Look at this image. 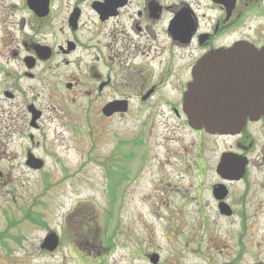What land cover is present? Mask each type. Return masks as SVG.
<instances>
[{
	"label": "flooded vegetation",
	"instance_id": "1",
	"mask_svg": "<svg viewBox=\"0 0 264 264\" xmlns=\"http://www.w3.org/2000/svg\"><path fill=\"white\" fill-rule=\"evenodd\" d=\"M246 48L261 56L243 55ZM219 53L230 54L214 55ZM205 61L210 88L206 98L197 95L196 104L208 103L212 123L233 130H195L183 111L188 84L201 75ZM262 62L264 0H0V123L6 138L17 134L20 115L39 131L44 118H51L47 112H57L50 98L40 96L60 88L75 96L71 100L85 101L82 107L95 111L100 123L129 117L135 108L139 114L130 118L139 119L147 103L159 98L167 108L160 110L161 118L208 146L207 155L196 160L199 176L212 182L203 189L205 201L195 191L196 214L202 220L238 221L236 235L250 234L251 220L264 208ZM169 78L176 84L166 98L162 90ZM29 140L34 142L33 135ZM116 188H109L111 218L119 205ZM87 216L85 210L75 212L66 235H47L55 238V248L41 251L52 259L64 251L60 264H171L159 249L134 247L126 236L120 242L114 232L103 235ZM182 242L176 257L189 252L209 264L200 237L192 239L191 248L187 238ZM238 244L245 250L242 238Z\"/></svg>",
	"mask_w": 264,
	"mask_h": 264
},
{
	"label": "rangeland",
	"instance_id": "2",
	"mask_svg": "<svg viewBox=\"0 0 264 264\" xmlns=\"http://www.w3.org/2000/svg\"><path fill=\"white\" fill-rule=\"evenodd\" d=\"M166 82L162 95L170 98L176 83L173 78ZM48 93L40 98H50L57 112H47L51 118H44L39 131L29 127V117L20 115L17 134L6 138L0 123V264H60L64 251L52 259L40 244L51 231L66 235L73 214L81 210L103 235L114 232L120 242L126 236L134 247L159 249L171 264H204L203 257L189 252L175 256L184 247L182 239L187 238L191 248L195 236L209 264H264V208L251 220L254 229L248 235H236L241 230L238 221L202 220L196 214L191 202L195 191L199 201H205L203 189L212 182L210 176H199L196 160L207 155L208 146L185 127L161 118L165 101L147 103L150 107L139 119L130 118L139 114L135 108L129 117L100 123L95 111H85L80 98L71 100L75 96L62 88ZM27 153L43 166L28 167ZM112 185H119L120 197L113 218L108 204ZM173 258L178 260H169Z\"/></svg>",
	"mask_w": 264,
	"mask_h": 264
},
{
	"label": "water",
	"instance_id": "3",
	"mask_svg": "<svg viewBox=\"0 0 264 264\" xmlns=\"http://www.w3.org/2000/svg\"><path fill=\"white\" fill-rule=\"evenodd\" d=\"M243 55L246 56H261V53H258L255 49L252 48H246L242 50ZM230 53H219V54H214V55H228ZM208 61H205L203 64V70H201V75L195 79L193 82L188 84L187 90L184 95V102H183V111L188 119V123L191 128L195 130H200L204 129L206 132H227L229 130H233L232 127L225 126L222 123H219L220 125L213 124L209 115H210V110L208 107V103H204L202 105L197 106L196 100H197V95H202L205 98L207 97V91L208 85L207 80L209 79V73H208ZM243 65L246 64L248 67L251 65L254 66V62H246L242 63ZM262 89H260V92L258 94V98L260 103L262 104V109H259V112L264 114V62H262ZM203 82V83H202ZM255 86L252 85L250 87V92L255 95ZM113 105V104H112ZM106 109H110V112H112L114 109L110 108V105L106 107ZM255 110V109H254ZM38 114L33 115L31 119V126H35V122L38 118ZM223 121V120H222ZM28 167L37 170L40 169L43 166V162L37 158H35L33 155H28L25 163ZM1 175V174H0ZM47 235H56L55 233H49ZM55 238L52 236H46L44 240L42 241L40 245L41 250H52L55 248V245H52L53 242H55Z\"/></svg>",
	"mask_w": 264,
	"mask_h": 264
},
{
	"label": "trees",
	"instance_id": "4",
	"mask_svg": "<svg viewBox=\"0 0 264 264\" xmlns=\"http://www.w3.org/2000/svg\"><path fill=\"white\" fill-rule=\"evenodd\" d=\"M28 220H30L32 223H35V224H39V220L33 216H28L27 217Z\"/></svg>",
	"mask_w": 264,
	"mask_h": 264
}]
</instances>
